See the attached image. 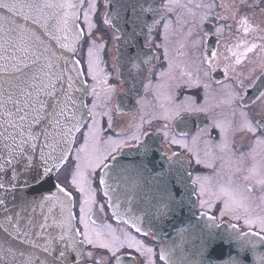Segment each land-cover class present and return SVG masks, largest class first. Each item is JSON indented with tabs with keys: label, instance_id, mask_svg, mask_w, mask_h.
Segmentation results:
<instances>
[{
	"label": "snow or ice",
	"instance_id": "snow-or-ice-1",
	"mask_svg": "<svg viewBox=\"0 0 264 264\" xmlns=\"http://www.w3.org/2000/svg\"><path fill=\"white\" fill-rule=\"evenodd\" d=\"M159 3L104 0L103 20L94 23L90 14L96 15L99 5L97 0H88L83 12L88 29L85 35L77 15L80 4L69 0H0V264H157L154 248L144 243L148 237L153 244L161 242L158 260L163 264H177L172 259L176 248L181 253L179 264H247L248 251L264 245V216L253 219L246 215L248 232L239 231L236 224L222 227L209 214L211 204L200 198L203 188L197 199L200 208L207 206L208 210L201 211L199 217L192 214L179 153H164L163 146L152 139V132L144 131L143 139L133 136L132 145L101 135L104 129L97 117L105 113L96 110L100 93H104L105 105L115 95L117 108L124 97L109 82L110 73L100 68L99 53L107 43L97 44L93 30L106 36L107 31L98 27L102 22L115 33L112 39L117 55L112 59L118 77L125 67L129 75L131 69L142 71L153 62L149 47L153 26L163 22L167 28L163 13L173 11V0H165L163 12L156 7ZM198 7L209 9L200 18L203 24L211 18L215 5ZM222 7L228 14L218 15V20L243 17L238 23L245 25V54L254 49L264 52V19L257 18V10L264 17V0H232ZM250 24L255 27L247 26ZM146 33L148 39L142 45ZM250 34L261 43H250L246 39ZM205 35L209 37L205 46L210 48L211 37L219 36L220 29L208 30ZM216 56V51H211L203 57L201 66L208 63L202 78L189 76L172 85L170 105L163 117L166 122L156 130L166 145L184 147L190 126L208 115L199 95L201 86L205 92L212 87L208 69L219 70L212 64ZM241 62L238 56L234 65L226 64L222 70L233 80V84L223 86L221 104L227 111L213 115L206 127L198 128L193 142L207 137L204 142L210 144L212 132L219 130L221 151L230 147L229 136L264 146V58L259 75L256 67L237 71L235 66ZM200 70L197 68V73ZM184 75L181 71L180 76ZM216 83L221 84L219 80ZM180 89H187L190 95L177 103ZM85 127L87 131H83ZM112 127L109 115L108 130ZM81 132L84 143L72 156ZM70 160L75 168L64 172L62 180L61 173ZM201 162L196 159L197 164ZM69 176L71 188L66 183ZM118 178L130 179L128 191L141 190V199L125 195L121 201ZM257 183L264 185V179ZM246 190L251 192L252 188ZM106 207L114 215L123 209L128 216L124 223H131L143 239L124 233L122 237L109 234L102 240L100 232H90L89 220L104 213ZM237 208L249 211L246 204L229 196L220 216L239 220ZM253 224L258 231H252ZM173 234L180 243H164Z\"/></svg>",
	"mask_w": 264,
	"mask_h": 264
},
{
	"label": "flooded vegetation",
	"instance_id": "flooded-vegetation-1",
	"mask_svg": "<svg viewBox=\"0 0 264 264\" xmlns=\"http://www.w3.org/2000/svg\"><path fill=\"white\" fill-rule=\"evenodd\" d=\"M181 8L178 7L177 10L173 9L171 12L163 13L164 17L168 22V27L165 28L163 22L153 26L152 29V40L149 47L151 48L150 56L152 58V63L148 64L147 67L140 69H131V75H129V68L125 67L122 69L123 75L121 77L117 76L115 70V65L112 57L117 55L114 41L112 39L115 33L111 28L106 27L102 22L98 25L101 30L107 31L106 36H101L100 31L93 30L92 36L97 43H104L106 41L107 47L100 50V68L105 69V71L110 73L109 82L116 86L117 93L121 94V97H124L119 108L116 106L117 97L114 95L111 103L105 105L103 97L104 93L101 92V99L99 101V107L96 109L98 112L105 113L100 115L97 119L100 121V126L104 129V132L101 135L104 139H108L111 136L113 139L127 140L129 145L135 143L132 139L133 136L140 135L141 139L143 138L142 133L144 131H149L153 133V136H156L157 128L164 124L166 121L163 117L166 115V110L170 105V100L168 97L172 95V85L175 80L183 79L187 80L189 78V73L192 79H196L197 75L203 77V70L207 66V61H204L203 66L200 62L203 60L204 56H210L211 51H216L217 56L214 61H212L213 67L219 69L218 71H212L208 69L212 77L211 84L215 88V91L218 87H221V84L229 83L233 84V80L227 79L223 74L222 70L226 64L234 65L235 60L238 56L242 57L241 65H236L237 71L242 69L257 68V75H259V64L264 58V52H261L259 49H254L253 52L245 54V48L243 46L244 42V27L238 23V20L243 17H237V19H227V20H218L216 17L227 15L225 8L222 5H228L232 3V0H182ZM99 5L98 13L96 15H91V18L94 23L98 20L102 21L104 12L106 8L104 7V0H97ZM165 0H160V3L156 5L157 9L163 12V5ZM214 4L215 7L211 11V18L204 20V23H200V18L208 14L209 9L207 7H198L199 5H211ZM183 5H186L188 8L192 7L193 13H197L198 17L190 18L186 16L185 11H183ZM88 7V0H84V3L80 7V24L84 29L85 35L88 33L87 26L84 24L83 12ZM250 15V14H249ZM257 18L264 19L260 17L259 11L257 10ZM159 19V17H157ZM250 28L255 27V25H247ZM217 28L220 29L219 36L211 37V46L206 48L205 42L209 39L205 33L208 30L215 32ZM191 32V35H189ZM148 39V34L146 33L141 44H144V41ZM250 43L260 44L259 39H255L252 34L248 35L246 38ZM199 43H195V42ZM159 45V47H156ZM237 45H240L237 47ZM231 49V51H229ZM148 49L145 48V51ZM236 53V55H233ZM186 60V63H183ZM197 68H200V72L197 73ZM181 71L185 73L183 77L180 76ZM228 76H232V71L229 69ZM221 82L220 85H217L216 81ZM89 83L92 81L89 79ZM203 82V80H202ZM164 83V86H162ZM131 90V91H130ZM210 89L205 92V89L201 86L199 103L203 104L208 108V115L204 116L203 120L195 121L193 125L190 126L189 134L184 140V147H178L176 145H166L163 136L160 135L161 146L167 155H171L173 152L179 153L182 159H186L187 165L189 167V177L191 180H196L195 192L196 196L198 195L199 181L201 178H198L199 175H208L214 170V166H206V156L200 150L196 151L195 145H192L193 137L196 135L198 128H204L209 124V121L213 115H218L226 112L227 110L223 109L220 100H215L212 103L209 100ZM242 91V89H241ZM178 99L177 103L188 95H190L187 89H180L176 93ZM91 103V98L88 100ZM109 115L112 118V129L108 130ZM221 121L223 120L222 115L219 116ZM194 119V118H193ZM151 121V124L148 123ZM83 131H87L85 127ZM205 139L207 137H201L199 144L206 147H217L220 141L219 130H214L211 135V143L205 144ZM229 145L232 153L236 156L243 154H251L253 150H256L254 144L250 145L248 141L241 140L238 137L232 138L229 136ZM84 143L83 132L78 134V139L76 140L72 156H75V149L80 147ZM205 144V145H204ZM104 147V145H101ZM195 148V150H194ZM258 156L254 162H247L245 168L242 171L234 170L231 173L230 187L231 191H234L240 194L241 198L247 200V206L250 208V211L258 212L257 216H264V185L257 183L258 180L264 179V146H260L258 150ZM199 158L202 162L200 164L196 163V159ZM75 168V162L69 161L68 168L64 169L61 173V179L63 180L64 172L73 170ZM255 169L253 172L252 170ZM240 174V175H239ZM249 176L248 180H245L244 177ZM71 176L66 183H68L69 188ZM233 186V187H232ZM252 188L251 192H248L246 189ZM243 192V193H242ZM245 193V195H244ZM201 198V197H200ZM106 200V198H105ZM105 200H100V203H104ZM222 206V202L214 204L210 213L217 215L219 214V208ZM200 208L199 199H197V205L195 211H207ZM103 215L101 225H109L115 228H119L123 234L127 233L130 236H134L136 239H143L137 233L133 232L127 225L123 223L116 222L111 214H109L108 207H106ZM219 218V217H218ZM223 219V217H220ZM255 219V218H253ZM234 220V221H233ZM230 222H234L240 231L249 230L248 226L245 224L244 217L239 220L233 219ZM256 224L252 225V231H258ZM152 237H148L144 240V243L147 246L154 248L156 253L157 264H163V262L158 260V255L161 245L158 242L154 244L151 243ZM91 249H86V251ZM100 254L103 255V250H100Z\"/></svg>",
	"mask_w": 264,
	"mask_h": 264
},
{
	"label": "rangeland",
	"instance_id": "rangeland-1",
	"mask_svg": "<svg viewBox=\"0 0 264 264\" xmlns=\"http://www.w3.org/2000/svg\"><path fill=\"white\" fill-rule=\"evenodd\" d=\"M182 3H183L182 0H173V9L177 10L178 7L181 8ZM182 10L185 11V14L187 17H189V19L198 17L197 13H193L192 7L188 8L186 5H183ZM183 63H186V60ZM189 76H192V75L189 73ZM224 85H230V84L225 83ZM224 85L221 84V87H218L217 90H222V93H223L225 90L223 87ZM162 86H164V83H162ZM214 89L215 88L213 87L210 88L211 91L209 94V100L212 103H214L215 100L223 101L224 96L220 93V91H215ZM223 109L227 110L224 106H223ZM192 145H195L197 152L198 150H200L202 152V155L204 154L206 156L205 157L206 163L209 162L210 165L215 167L212 173H209L208 175H199L198 177V178H201V180L199 181L200 183L199 189L201 188L204 189V194L201 197V199L208 201L211 204V207L216 203L220 204V202H222V206L218 207L219 211L224 206V200L227 199L229 196H234L238 202H242L247 205V200H245L246 199L245 196H243L244 198L243 200L240 194L234 191H231V187H230L231 173L229 172H232L234 170H238L240 172L245 168V164L247 162H254L259 154L258 150L260 148V145H255L256 150H253L250 155L243 154L239 156L234 155L230 147L226 148L224 151H221L218 145L215 148L209 147V145H206V147H204L203 145L199 144L198 141L196 142L192 141ZM242 173L243 171L240 172V174ZM248 209L250 208L248 207ZM237 214L241 218L242 217L245 218L246 215L251 216L252 218H255L254 216L259 213L255 211H250V210L248 211V213H245L243 211V208H237ZM218 217H219L218 219H220L221 217L220 212L218 214ZM224 217H227L229 220L232 219L231 216H228V215ZM88 223H89L90 232H92L93 234L97 231L100 232L102 240L107 239L109 234H113V235L120 236V237L123 236V232L119 228H115L113 226L110 227L109 225H106V224L101 225V222L98 223L97 221L93 223V220H89ZM93 238H95V235H93Z\"/></svg>",
	"mask_w": 264,
	"mask_h": 264
},
{
	"label": "water",
	"instance_id": "water-1",
	"mask_svg": "<svg viewBox=\"0 0 264 264\" xmlns=\"http://www.w3.org/2000/svg\"><path fill=\"white\" fill-rule=\"evenodd\" d=\"M69 2L80 4V7H81L82 4H83V2H84V0H69ZM80 9L81 8H79V11H77V15L78 16L80 14ZM69 11L72 12V11H76V10L75 9H69ZM152 139L153 140H156L158 146H161V144H160L161 143L160 137L152 136ZM125 151H127V148L125 149ZM178 159H179L180 162L183 163V166H184V170H185V173L184 174H185V178H186V181H187V191H188V195L190 196L191 201H192V214L195 217H199V214L200 213L197 214L196 211H194V208L196 206L197 200H196V196H195L194 185H193V183L191 182V180L189 178V170H188L189 167H187L186 159H182L181 157H178ZM118 181H119V187H120V194L119 195H120V200L121 201L124 200L125 195H127V197L129 199H135L137 201H139L141 199V197L143 196V192L141 190L128 191V189L130 188V184H131L130 179H128V178H118ZM116 186H117V184L114 183L113 184V187H116ZM108 209H109V213L112 214L113 219L116 220L117 222H124L125 220L128 219V216L124 214L123 209H121L119 215H114L112 209L111 208H108ZM92 220L93 221H97L98 223H100L102 221V215L99 214L98 217L97 216H93L92 217ZM200 223H203V221H200ZM216 223L217 224H221L222 227H227L228 226L227 223H225V222H218L217 219H216ZM126 225H128L129 227H131L132 230L135 231V228L132 226L131 223H127ZM238 230H239V228H238ZM243 232H248V231H243ZM254 239H256V238H254ZM173 241H175L176 244H179L180 243L179 238H177L175 236V234L168 236L165 239L164 243H167V244H169L171 246V244H172ZM157 242H159V244L161 245V242L160 241H157ZM180 255H181L180 250L178 248L174 249V254L172 256V259L174 261H176L177 264H179ZM262 257H264V245L257 244V246H256V248L254 250L253 249H250L248 251L247 257H246L247 264H261V258Z\"/></svg>",
	"mask_w": 264,
	"mask_h": 264
}]
</instances>
